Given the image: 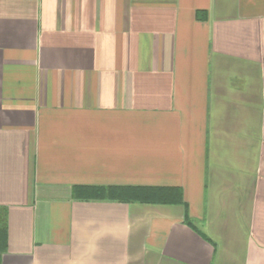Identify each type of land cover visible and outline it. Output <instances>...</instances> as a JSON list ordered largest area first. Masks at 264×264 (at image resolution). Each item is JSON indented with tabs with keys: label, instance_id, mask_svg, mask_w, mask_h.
Segmentation results:
<instances>
[{
	"label": "crops",
	"instance_id": "crops-1",
	"mask_svg": "<svg viewBox=\"0 0 264 264\" xmlns=\"http://www.w3.org/2000/svg\"><path fill=\"white\" fill-rule=\"evenodd\" d=\"M0 212V264H264V0H0Z\"/></svg>",
	"mask_w": 264,
	"mask_h": 264
},
{
	"label": "trees",
	"instance_id": "trees-1",
	"mask_svg": "<svg viewBox=\"0 0 264 264\" xmlns=\"http://www.w3.org/2000/svg\"><path fill=\"white\" fill-rule=\"evenodd\" d=\"M90 198L95 200H105L111 202H142V203H159L165 201L163 190L157 191L152 189H139V188H92L88 189ZM166 193H169L166 191ZM186 222L193 226V222L187 218ZM6 214L0 212V254L6 248Z\"/></svg>",
	"mask_w": 264,
	"mask_h": 264
}]
</instances>
